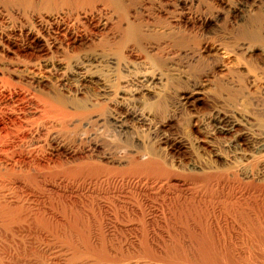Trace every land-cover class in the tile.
Wrapping results in <instances>:
<instances>
[{
	"label": "rangeland",
	"instance_id": "374dc122",
	"mask_svg": "<svg viewBox=\"0 0 264 264\" xmlns=\"http://www.w3.org/2000/svg\"><path fill=\"white\" fill-rule=\"evenodd\" d=\"M152 1L141 12L140 2L122 5L116 13L102 12L104 29L79 24L76 31L85 41L74 48L64 44L63 35L55 28L38 31L32 21L15 15L0 20V177L10 179L7 192L29 212L34 208L28 214L36 213L44 220L56 211L62 214L60 207L63 210L66 201L46 191L48 183L54 184L69 197L64 209H72V213L77 207H90L88 201L133 204L139 207V219L131 216L138 224L141 216L145 220L153 213L164 219L173 212L160 208L182 204L181 192L171 179L193 183V178L224 173L238 184L220 186L217 201L243 209L248 218L264 225V161L256 155L258 142L264 138V0H190L192 4L186 0L184 7L177 0ZM202 20L207 22L204 27L199 23ZM117 22L123 31H115ZM130 25H137V32L130 30ZM28 28L40 32L46 42L60 38L61 44L34 42L27 37ZM218 115L236 124L242 138L239 150L233 148L232 134L213 128L212 119ZM114 117L125 120L127 129L116 128ZM147 161L164 164L172 176L129 172ZM82 162L100 167V175L82 179L64 174L65 168ZM15 178L20 179L22 190L13 184ZM36 179L39 182L33 181ZM73 188L80 192L76 193L81 201ZM96 190L101 195H95ZM78 201L88 206H78ZM49 205L59 209L52 208L53 212ZM76 213L85 217L82 211ZM100 215L95 211L97 219L104 216ZM109 218L115 221L113 213ZM27 220L0 240V251L10 255L3 263L49 264L56 256L60 264H70L62 253L72 249L60 246L54 232L50 235L35 228L32 218ZM135 222L129 225L135 226ZM91 224L83 226L87 230ZM112 224H103L99 235L103 240L90 244L93 251H144L146 243L139 233L121 227L110 230ZM166 224L154 225L159 236L147 242L145 251H195L188 239L196 231L188 232L187 237L175 224L169 223L173 229ZM60 225L54 228L68 232L66 225ZM93 226L97 225L89 227L92 232L98 228ZM65 233L62 235L70 234ZM175 238L180 239L176 242Z\"/></svg>",
	"mask_w": 264,
	"mask_h": 264
},
{
	"label": "bare ground",
	"instance_id": "6f19581e",
	"mask_svg": "<svg viewBox=\"0 0 264 264\" xmlns=\"http://www.w3.org/2000/svg\"><path fill=\"white\" fill-rule=\"evenodd\" d=\"M151 1L152 0H0V20H4V18L7 19L9 16L15 15L17 17V19L21 18L24 21H28V22H29V20L32 21L36 25V27L38 28V31L41 30V31L47 32L48 29L55 28V31H56V33H58V35H59V33L61 35H63L64 41H65L64 44L65 45L67 44V46H69V47L73 46V48H74L75 45L81 44L85 41L84 40L85 37L83 38L82 35L77 32L78 30L76 28L78 27L79 24H81L82 26H83V24H86V25L92 27L93 29H104L106 27V21H104L102 18V12L109 11L111 13H116L122 7V5H131V4L136 3V2H138V3L140 2V5L138 7V11L141 12L143 9H146L148 7V5L151 6V4H152ZM177 2H178V5L181 7L188 5V2L186 0H177ZM189 4H192V1L189 0ZM153 13H155L156 15H159L160 12H159V10L154 9ZM199 23L202 27L207 25V22L205 20H202ZM32 25L33 24H30L29 26H32ZM115 25H116L115 31H121V30L123 31L121 22H117V24H115ZM27 26H28V24H27ZM130 26L128 27L130 30L137 32V30H138L137 25H132L131 27ZM32 28H34V30L36 29L35 26ZM28 30L29 31L27 33V37H29V39L31 38L32 41L40 43L41 40L42 41L44 40L41 37L42 35L38 34L40 32L37 33V31H36V33H34L32 31V29H30V28H28ZM21 32H22V30H21ZM52 33H53V31H52ZM47 36L51 37V36H49V34ZM45 39H47V38H45ZM58 39H60V38H58ZM58 39L54 37L47 42H46V40H44L43 44H53L52 46H54L55 44H61L60 41L62 39L60 41ZM180 41H182V40H180ZM177 42H179V40ZM7 43H9V42H7ZM177 45L179 47H181V43L177 44ZM55 47H56V45H55ZM69 47H67V48H69ZM49 48H51V47H49ZM49 48H48V50L50 51ZM67 48H65L66 51H67ZM2 51H4V50H2ZM41 51H43V50H41ZM43 52H46V51H43ZM58 53H59V51H58ZM60 53H62V52L60 51ZM42 55H45V53H43ZM54 57H53V59H54ZM62 57H64V56H62ZM84 59H86V58H84ZM73 65H75V64H73ZM48 66H49V64H48ZM67 72H68V70H67ZM79 72L78 73L81 75L85 74V71H83V72L79 71ZM112 120H113V124L119 130L123 131L124 129H127V126L123 122L125 120L122 121L121 119L115 118V117L112 118ZM212 124H213V128L217 132H219L221 134H232V138H231V135H230V138L232 139V143L236 146V147L233 146V148H235V149L239 148V146L242 144V138H241L240 134H237L236 124L230 118H228L225 115L224 116L218 115V116L213 117ZM256 155L257 156L259 155L260 159L262 156L263 161H264V138L260 142H258V146L256 147ZM90 163L91 162H88V163L85 162V163H83V165H77L76 167H73V168L69 167V169L65 168L66 171L64 174H66L67 177L69 176L71 178H82V177L83 178L85 177L86 179H87V177H88V179L93 178V177L97 178L100 175L99 173H100L101 169H99L100 167L95 166V164L92 165V163L91 164ZM263 168H264V163H263ZM129 172H131L133 174L138 173L139 176H140V174H144L145 176L149 175L151 177H152V175H156L157 177L158 176L162 177V175L166 177L168 175L167 177H169V178L172 176V174L170 175V173H172V172H170L169 169H167L164 164L162 165L160 162L158 163V162H153V161L152 162L147 161L145 163H139L136 166H133V168L129 169ZM59 173H61V172H59ZM59 173H57V174H59ZM53 174H55V173H53ZM57 174L55 176L52 174L51 175L57 179V177H59V176H57ZM227 175H225L224 173H213V174L210 173V175H205V176L200 177L198 179L193 178V183H190V182L184 183V181L180 182L178 180L175 181V180L171 179L172 184H173V182L175 184V185L173 184L175 186L174 188H177L181 192V195L184 199L182 204L180 203V205H178V203H177L178 206H175V207L172 206L174 208L171 207L169 209L166 207L167 205L163 206V207L161 206L162 208H160V209H162L163 212H165V211L168 212V210L169 211L171 210L170 212L171 213L173 212V214L172 215L168 214V217H166L164 219H162L163 218L162 216H158L154 213L152 214V216L148 217L145 220H143L145 217L143 219H141L143 217V216H141L140 220L138 221L139 225L132 218L134 216L138 218L137 215H139L138 213H140L138 211L139 207L137 208L133 204H127V203L121 204L120 203V204H114V205L113 204L107 205L106 202H105V204H101L98 201L97 202L91 201L90 203L88 201V204L91 206L86 208L84 206V203H86V202L80 203L78 201L79 204H77L78 202L77 203L75 202L76 205L79 206L80 204H83L82 206H84L85 208L84 207L83 208L77 207V209H74L76 207L75 206L73 209L76 211H74V213H72V209L71 210L70 209L69 210L64 209L67 206L66 202H67V197H68L65 194V191L64 190L62 191V189L59 190L60 188L57 187L58 185L53 186L54 184L50 185L49 183H48V186L46 185L47 188L45 187L46 191L47 190L51 191V193L53 192L57 196H60L59 201H61V198L65 199L66 200L65 201L66 206L64 204L63 210H61L62 206L60 207L61 208L60 212L62 211V214H56V212H58V211L55 210L56 211L55 213H51V214L49 213L51 218H49L50 217L49 216L48 218H45L44 220L41 218L38 219L39 216L37 217L36 213L32 212L34 215L28 214L29 210L24 209L25 206H23V204H20L21 202L19 203V201H17V198L14 199V198L10 197L11 195H9L7 192V185L9 184L10 179H9V177L1 176L0 177V240L6 238V236L9 234L8 231H10V233H11V231L14 230L12 228H17V227L19 228V224L21 226V223L23 221L26 222L25 220H27V217L28 218L30 217L33 219V221H34L33 223L36 224L35 228L40 227L39 230L45 231L48 233L54 232V234L56 235L55 237L58 240H60V244H59L60 246H64L65 249L66 248L70 249V250L72 249V252H69L66 254L62 253V255H64V258L68 257V259H70V261H71L70 264H264V225L261 224L262 222L259 223L258 220L248 218L247 217L248 214L245 215L246 212H243V209L240 210V208H237V207L230 205V204H225L222 201H217V199H216L217 192H218V189L220 186L226 187V185H231V184L235 185L238 182L236 178L235 179L237 182L235 180L231 179V176L229 178ZM31 176H33V175H31ZM35 177H37V176H35ZM100 177H99V180L101 179ZM161 177H159V178H161ZM234 177H232V178H234ZM51 178H53V177H51ZM19 180H16V178H15L13 180V182H14L13 184H16V186L21 189L23 186L19 183ZM107 180H108V178H107ZM33 181H37V179L33 180ZM33 181H31V182H33ZM37 182H39V180ZM46 182H45V184H46ZM99 183H100V181H99ZM121 183H122V181H121ZM33 184L37 185L38 183L36 184V182L35 183L33 182ZM88 184H90V182ZM191 184L194 185L195 187H191L192 186ZM39 185L40 184H38L37 186H39ZM99 185H101V184H99ZM126 185H128V184H126ZM42 186H44V185H42ZM88 187L90 188L89 185H88ZM100 187L98 186V188H100ZM131 187H133V186L131 185ZM93 188L94 187L92 186V189ZM25 189H26V187H25ZM39 189H40V187H39ZM83 189L88 190L87 188H83ZM74 190H76V191H74L73 194L76 192H79V191H77V188ZM137 190H138V188H137ZM23 191H24V188H23ZM38 191H40V190H38ZM90 192H91V190H90ZM90 192H88V193H90ZM48 193H50V192H48ZM95 193H96L95 195L100 194V192H98L97 190L95 191ZM29 194H31L30 191H29ZM39 195H40V192H39ZM56 195H55V197H56ZM84 195H86V194H84ZM100 195H99V197H100ZM27 196H29V195H27ZM33 196H32V198H33ZM76 196H77V193H76ZM87 196L89 197V194ZM37 197H38V195H37ZM51 197L52 196H50V198ZM90 197H92V196H90ZM36 198H34V199L36 200ZM53 198H54V196H53ZM72 198H73V196H72ZM77 199H79L78 196H77ZM68 200L70 201V199H68ZM96 200H99V198H97ZM29 204L30 203H28L27 205L29 206ZM48 204H50V203H48ZM36 205L38 206V204H36ZM42 206H44V205H42ZM86 206H88L87 203H86ZM71 207H72V205H71ZM71 207H69V208H71ZM43 208H45V207H43ZM49 208H50V210H53L52 208L55 209L56 207H50V205H49ZM32 209L34 210V208L31 207L29 213H31ZM48 209L46 210V212L50 211ZM56 209L58 210L59 208H56ZM40 211H39V213H40ZM77 211H82V213L85 216L84 217L85 219L82 218L83 215L81 216V215L77 214L76 213ZM95 211H97L98 214H101V215L104 214V216L98 217V219H97L95 217L97 215L94 216ZM162 211H160V212L162 213ZM42 212H41V214H42ZM46 212H44V213L46 214ZM53 212H54V210H53ZM39 213H38V215H39ZM78 213H80V212H78ZM112 213L115 216L114 222H113V220L111 221V219H110L111 217L109 218V215H112ZM163 214H160V215H163ZM43 215H41V217ZM166 215H167V213H166ZM23 217H25L26 219H24ZM43 218H44V216H43ZM95 218H96V220H95ZM27 221H29V220H27ZM91 221H92V224L95 223L98 226V228L94 229L93 232H92V229L91 230L89 229V227H91L92 224L89 227L87 226L88 231L86 230L85 226H83L85 222H87V224L89 225V222H91ZM108 221H110V223H107ZM133 222H135L136 225L130 226L129 224H132ZM167 222H168V224H166ZM29 223H32V221ZM111 223H114V225H117V226H114L112 224V226H110V228L112 227V229H110V230H113V228H114L117 231V229L119 227H121L125 230L128 229V230L137 232L136 234L139 233L141 236V239L146 243L144 246H147V242L149 240L155 239L154 237H156V235L159 236V234H157L158 232L153 230L154 225H156L158 223L160 225L162 223H164V225L166 224V225H168V227H172V225L169 226V223L175 224L177 226V228L179 229V231H181V233L186 234V235L184 234L185 236H187V234H189V233L191 234L192 233L191 231L194 230V231H196V232H194L195 235L193 234V236L192 235L189 236L188 240H189V243L191 244V247L193 245V247L195 248V251L193 250L192 252H183V251H176L175 250V251L164 252V253L154 252V251L152 252V251H149L147 249H146L147 251H145V248L142 244L140 246H143L142 250H144V251L143 252L137 251L138 253H132V254H130V253L129 254H127V253L126 254L125 253L111 254V253H107V252L101 251V250L93 251L92 250L93 247L91 246L92 245L91 243L94 242V240L95 241L96 240H98V241L103 240L102 239L103 237L102 238L99 237L100 232H103L102 229L105 228V227H102V226H104L103 224H111ZM57 224H59V225L62 224L64 227L66 225V227L68 228V232L70 231L69 232L70 234L68 232H66L69 234L68 236L62 235L65 232L61 233L62 231L60 232L58 228H54V225L56 226ZM97 226H93V227L95 228ZM137 226H139V227H137ZM157 227H159V226H157ZM159 228H161V226ZM173 228L174 227H172V229ZM60 230H62V228ZM64 230H66V228L65 229L63 228V231ZM175 230H177V229L175 228ZM161 231H162V228H161ZM85 232H87V234H85ZM108 232H109V229H108ZM108 232H107V234H108ZM6 233H8V234L5 235ZM45 235H46V233H45ZM160 237H161V235H160ZM47 239H48L47 236L44 237V240H47ZM57 239H55V240H57ZM138 239H140V238H138ZM176 239L177 238H175V240ZM179 239H177V240H179ZM177 240H176V242H177ZM181 240H184V239H181ZM188 240H187V242H188ZM131 241H133V240H131ZM156 241H157V239H156ZM157 242H159V241H157ZM139 243H140V241H139ZM166 244H167V242H166ZM176 245H177V243H176ZM134 246H136V245L134 244ZM64 247H63V249H64ZM79 247H82L85 250L91 249L92 251L87 250L85 252H81V251L79 252V250H78ZM8 255L9 254L5 253L4 251L3 252L0 251V264L6 263L5 260L10 256V255L9 256ZM19 257H21V256H19ZM56 258H57L56 256H53L52 261L51 262L49 261L50 262L49 264H60L61 262H59V260ZM61 258L64 259L63 257H61ZM3 262H5V263H3Z\"/></svg>",
	"mask_w": 264,
	"mask_h": 264
}]
</instances>
